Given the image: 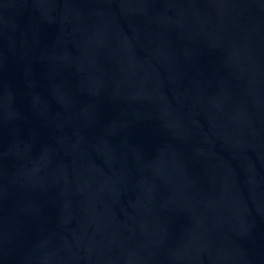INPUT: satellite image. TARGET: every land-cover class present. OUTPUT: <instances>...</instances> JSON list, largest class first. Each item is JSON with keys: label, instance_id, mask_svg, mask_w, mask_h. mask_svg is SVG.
Here are the masks:
<instances>
[{"label": "water", "instance_id": "obj_1", "mask_svg": "<svg viewBox=\"0 0 264 264\" xmlns=\"http://www.w3.org/2000/svg\"><path fill=\"white\" fill-rule=\"evenodd\" d=\"M0 264H264V0H0Z\"/></svg>", "mask_w": 264, "mask_h": 264}]
</instances>
